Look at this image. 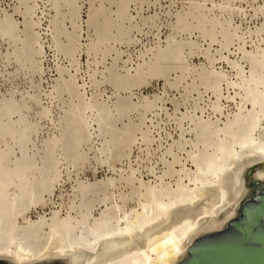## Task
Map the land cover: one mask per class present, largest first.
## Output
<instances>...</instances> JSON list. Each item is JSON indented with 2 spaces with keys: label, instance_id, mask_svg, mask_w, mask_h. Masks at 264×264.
I'll use <instances>...</instances> for the list:
<instances>
[{
  "label": "rangeland",
  "instance_id": "rangeland-1",
  "mask_svg": "<svg viewBox=\"0 0 264 264\" xmlns=\"http://www.w3.org/2000/svg\"><path fill=\"white\" fill-rule=\"evenodd\" d=\"M262 83L264 0H0V155L58 172L48 214L193 184Z\"/></svg>",
  "mask_w": 264,
  "mask_h": 264
},
{
  "label": "bare ground",
  "instance_id": "bare-ground-1",
  "mask_svg": "<svg viewBox=\"0 0 264 264\" xmlns=\"http://www.w3.org/2000/svg\"><path fill=\"white\" fill-rule=\"evenodd\" d=\"M250 81H254L252 77ZM250 106L243 121L239 116L234 117L233 124L237 127L246 124L243 131L241 127L242 132L227 131L230 126L221 130L223 138L216 135L217 142L227 141L230 148L237 147L229 152L224 147L207 168L197 163V170L190 178L193 184L180 183L171 190L144 183L151 199L140 201L137 208H127L124 200L122 204L109 203L108 199L85 203L86 194L89 196L99 187L107 188L114 183L115 179L109 177L102 184L96 181L79 185L82 201L77 209L72 204L65 214L60 209H50L48 214L45 209L53 201L56 187L52 182L57 181L58 172L44 185L37 180L38 174L49 173L41 170L43 166L35 167L33 160L0 155V261L7 264L179 263L187 257L198 237L222 230L236 217L241 202L252 192L244 181L248 168L253 167L252 175L264 180V125L256 139L252 136L254 128L264 119V98L252 96ZM210 191L215 192L209 194ZM210 198L211 205H206ZM72 200L75 202V198ZM97 207L100 208L94 214ZM34 211L35 218L31 217Z\"/></svg>",
  "mask_w": 264,
  "mask_h": 264
},
{
  "label": "water",
  "instance_id": "water-1",
  "mask_svg": "<svg viewBox=\"0 0 264 264\" xmlns=\"http://www.w3.org/2000/svg\"><path fill=\"white\" fill-rule=\"evenodd\" d=\"M252 170L248 168L244 176L252 192L241 202L236 217L222 230L198 237L177 264H264V180L255 178Z\"/></svg>",
  "mask_w": 264,
  "mask_h": 264
}]
</instances>
